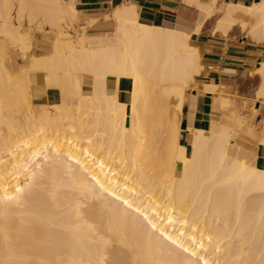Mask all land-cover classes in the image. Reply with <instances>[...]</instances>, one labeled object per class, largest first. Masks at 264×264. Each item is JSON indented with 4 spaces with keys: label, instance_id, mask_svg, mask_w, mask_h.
I'll return each instance as SVG.
<instances>
[{
    "label": "bare ground",
    "instance_id": "1",
    "mask_svg": "<svg viewBox=\"0 0 264 264\" xmlns=\"http://www.w3.org/2000/svg\"><path fill=\"white\" fill-rule=\"evenodd\" d=\"M183 1L204 13L197 33L217 16L213 34L240 23L264 38V0ZM14 6L56 31L17 71L0 53V264H264V158L235 153L239 130L224 120L192 129L186 153L182 108L203 67L192 33L127 1L96 44L65 30L75 0H0V34L23 55L32 38ZM254 71L264 99V59ZM38 73L58 101L33 99ZM218 176L239 193L231 204L214 197Z\"/></svg>",
    "mask_w": 264,
    "mask_h": 264
},
{
    "label": "crops",
    "instance_id": "2",
    "mask_svg": "<svg viewBox=\"0 0 264 264\" xmlns=\"http://www.w3.org/2000/svg\"><path fill=\"white\" fill-rule=\"evenodd\" d=\"M127 1L140 5V18L145 22L174 24L190 31L192 43L200 49L203 67L195 78V84L188 90L181 115L186 153L192 152V129L208 130L213 124L224 120L239 130L233 144L235 153L249 157L251 153L256 152L257 157L264 158V144L258 142L261 131L254 124V114L251 113L254 105H260L253 96L255 75L250 73L254 72L264 59V38L260 41L253 38L249 32L250 24L243 28L240 23L235 24L227 33L216 30L213 34L217 22L214 17L205 20L197 33L194 28L201 16L200 12L198 16L194 11L199 9L183 0H75V3L80 10H86L108 3L114 7ZM234 1L246 4L252 2ZM243 20L247 23L251 21L249 16H243ZM210 83L220 86L218 92L203 89L205 84ZM52 90L46 89L43 84L40 89L35 88L34 92L39 93L37 96L42 102H48L53 98ZM242 117L250 125L240 130Z\"/></svg>",
    "mask_w": 264,
    "mask_h": 264
},
{
    "label": "rangeland",
    "instance_id": "3",
    "mask_svg": "<svg viewBox=\"0 0 264 264\" xmlns=\"http://www.w3.org/2000/svg\"><path fill=\"white\" fill-rule=\"evenodd\" d=\"M121 4H117L113 7V4L108 3V4H104L103 6H100L99 8H88L86 10H80L78 8L79 6L78 7L76 6L75 15L68 17V21L65 23L66 26L64 25L65 30L68 33H70L72 36H74L76 40L80 39L83 35L86 34V35H93L91 39L93 42H96V44L102 41L104 42L108 41L113 38L114 30L115 28H117V21L115 19V9L119 7ZM194 12L198 16L200 12L201 18L204 17V13L202 12V10L200 11L197 10ZM12 13L14 16V22L18 25H23L26 29H28L32 38L30 40L31 45L29 44L31 47L27 49L26 55H23L22 53L26 51H24V49H21L24 46H22V42L19 39L13 42L11 39H9V37L6 36L7 37L6 38L5 35L0 34V41H1L0 46H2L0 47V53L4 54L5 61L6 63L9 64L11 70L17 71L20 67H27L33 57L36 58V56H40L44 53H47V51L50 50L51 47L50 40L54 37L56 29L50 26L49 24L44 23L43 20H41L42 19L41 17H39L40 19H36L31 22L29 21V19H27L28 17L26 16H22L20 19H18L17 9H15V6L12 9ZM216 18L217 16L214 17V19ZM1 48H3V50H1ZM259 62L257 63V65H259ZM252 74L255 75V84L252 87L254 93L253 96H255V99L258 100V104L260 106L254 105L252 107L251 113L254 114V121H255L254 124H256L258 129L261 131L262 118L264 116V99L258 98L256 96V91L260 86L261 76L256 71L252 72ZM32 78L34 81L33 82L34 84L32 86L33 99L34 100L36 99L35 101H40L39 96H37L39 93L37 94L34 91L35 88L40 89L43 86V82H42L43 74H39V73L37 75L34 74ZM191 87L192 86L188 87V90L191 89ZM57 94L58 92L53 89L52 90L53 98H51L48 102L53 103L58 101L59 96ZM258 107L259 109H257ZM169 117L170 115L168 114L164 115L163 121L166 123ZM229 120L233 121V119H229ZM246 125H250V123L247 122L246 119H243V123L241 124L240 130L244 129ZM260 137L261 134L259 138ZM167 138L168 137L165 138L166 141ZM255 153H251L249 157L241 156V158L243 159L251 158L253 159L252 162L254 163L256 158ZM225 181L226 180L222 176H218L212 179V183L214 184V187L216 189L214 196L215 199L218 202L224 200L226 205V199L228 200V203L231 204V200L236 201L238 199L237 196L239 195V193L237 192V190L229 191L230 188L234 189L235 186L231 187L230 185L228 187ZM233 185H237V183L234 182ZM235 207L237 206L235 205ZM244 212H245V208L242 209V213ZM231 213H236V210L233 209Z\"/></svg>",
    "mask_w": 264,
    "mask_h": 264
}]
</instances>
